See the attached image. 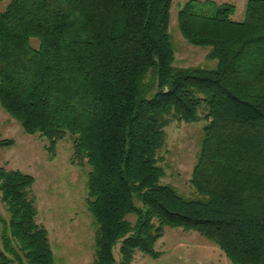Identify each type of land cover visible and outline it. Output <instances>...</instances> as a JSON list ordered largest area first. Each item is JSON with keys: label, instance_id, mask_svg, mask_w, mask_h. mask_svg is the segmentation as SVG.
Segmentation results:
<instances>
[{"label": "trees", "instance_id": "16d2710c", "mask_svg": "<svg viewBox=\"0 0 264 264\" xmlns=\"http://www.w3.org/2000/svg\"><path fill=\"white\" fill-rule=\"evenodd\" d=\"M1 1V0H0ZM173 0H11L0 9V103L87 171L93 264L157 258L165 228L197 231L234 264H264V0H189L178 27L213 67L175 65ZM32 39L39 41L38 46ZM204 126L192 196L164 183L171 120ZM13 138H0V150ZM35 177L0 165V264H56ZM130 217H134L131 220Z\"/></svg>", "mask_w": 264, "mask_h": 264}, {"label": "rangeland", "instance_id": "374dc122", "mask_svg": "<svg viewBox=\"0 0 264 264\" xmlns=\"http://www.w3.org/2000/svg\"><path fill=\"white\" fill-rule=\"evenodd\" d=\"M10 1L1 0L0 9L4 10ZM187 1L189 0H173L171 8L170 33L175 47V65L213 67L215 63L207 58L209 48L191 44L178 27V12ZM211 1L217 4L233 3L236 6L234 18L241 20L244 16L247 0ZM38 43L37 39H32L34 46L37 47ZM204 113L203 109L200 110L201 119L196 122L171 120L164 128L166 140L158 152L159 164L165 169L162 181L174 185L186 196H192L190 179L200 150L204 126L208 123L203 117ZM0 138L15 140L12 147L0 150V165L7 169H20L35 177L33 194L38 209L37 221L49 231L56 264H93L95 226L87 206L89 166L81 167L72 163V137L68 134L59 141L52 153L48 149L47 138L25 133L20 123L0 103ZM0 212L6 218L9 217L1 199ZM130 219L134 220V217ZM195 236L205 239L194 230L166 227L157 246L170 248L181 239H192ZM119 248L120 244H117L114 249L117 259L115 264L120 262ZM135 257L138 262L144 258L152 259L141 251Z\"/></svg>", "mask_w": 264, "mask_h": 264}, {"label": "crops", "instance_id": "0c3cea01", "mask_svg": "<svg viewBox=\"0 0 264 264\" xmlns=\"http://www.w3.org/2000/svg\"><path fill=\"white\" fill-rule=\"evenodd\" d=\"M182 238V237H181ZM187 240L181 239L174 243L172 247L158 248L156 250L161 252L157 258L150 256L137 261L135 264H234L224 254V252L214 243L203 238L195 236L187 237ZM157 246V247H156Z\"/></svg>", "mask_w": 264, "mask_h": 264}]
</instances>
